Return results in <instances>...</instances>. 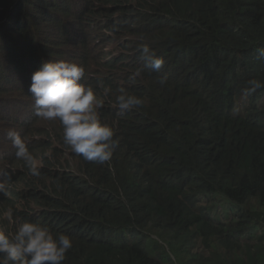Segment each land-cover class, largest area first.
<instances>
[{"label":"trees","instance_id":"16d2710c","mask_svg":"<svg viewBox=\"0 0 264 264\" xmlns=\"http://www.w3.org/2000/svg\"><path fill=\"white\" fill-rule=\"evenodd\" d=\"M143 44L166 57L163 72L115 77ZM257 49L264 0H0V145L6 123L27 129L41 171L6 144L0 229L28 219L69 235L63 264H264V87L247 91L264 83ZM67 56L118 140L105 164L65 145L58 120L34 117L32 74ZM121 87L143 105L121 112Z\"/></svg>","mask_w":264,"mask_h":264},{"label":"clouds","instance_id":"9594fccd","mask_svg":"<svg viewBox=\"0 0 264 264\" xmlns=\"http://www.w3.org/2000/svg\"><path fill=\"white\" fill-rule=\"evenodd\" d=\"M140 47H129L124 62L113 70L115 77L127 74L129 70L136 75L140 65L153 72H163L168 62L162 52L152 51L147 44ZM119 50L116 48L114 51ZM257 55L258 58H264V49H257ZM84 72V67L73 60H49L43 63L39 70L32 74L29 87L34 101V117L46 121L58 120L63 128L65 145L86 161L105 164L112 159L118 147V140L114 139L113 127L101 119L98 108L102 106L103 101L94 88L84 82ZM166 82V76L159 79L161 85ZM97 83L99 86L103 82ZM261 87H264V83L254 79L249 81L247 91L254 92ZM108 91L110 89L105 88V92ZM117 91L120 94L116 97V103L121 112L143 105L142 98L130 95L125 88L121 87ZM262 101L263 98L254 102V110L258 113L256 119L259 121L261 114L264 115V106L260 107ZM26 130H9L7 136L10 140L7 144H12L16 149V158L25 162L29 174L39 177V162L21 136ZM6 187V182L0 180V193L7 194ZM72 247L73 242L69 235L54 232L39 221L25 219L14 231L0 229V264H63Z\"/></svg>","mask_w":264,"mask_h":264},{"label":"rangeland","instance_id":"374dc122","mask_svg":"<svg viewBox=\"0 0 264 264\" xmlns=\"http://www.w3.org/2000/svg\"><path fill=\"white\" fill-rule=\"evenodd\" d=\"M9 43H12V38L9 40ZM13 55V52H7L6 54H4L1 58L2 60H5L7 58V56H12ZM67 60L70 61V60H73L75 62H79V60L77 58H73L72 56L69 58L67 56ZM1 64H2V61L0 60V68H1ZM133 68V67H131ZM133 69H136V68H133ZM18 77V80H24V77H25V74L24 73H19L16 78ZM6 93L3 95L4 98H8L9 96L12 95V89L11 88H6ZM19 95V94H18ZM264 100V98H263ZM264 106V101H262L260 103V107L262 108ZM6 125L9 127L10 130L12 129H16V125L14 123H6ZM15 131H23V129H18V130H15ZM7 144V143H6ZM6 144H1L0 145V155L3 154V152L6 151Z\"/></svg>","mask_w":264,"mask_h":264}]
</instances>
